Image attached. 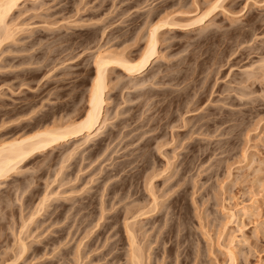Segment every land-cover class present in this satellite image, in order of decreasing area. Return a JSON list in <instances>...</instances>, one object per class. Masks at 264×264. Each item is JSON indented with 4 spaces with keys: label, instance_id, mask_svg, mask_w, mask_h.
Instances as JSON below:
<instances>
[{
    "label": "rangeland",
    "instance_id": "374dc122",
    "mask_svg": "<svg viewBox=\"0 0 264 264\" xmlns=\"http://www.w3.org/2000/svg\"><path fill=\"white\" fill-rule=\"evenodd\" d=\"M177 1L24 0L9 16V24L22 31L0 46V142L43 125L82 119L96 51L125 50L136 60L150 8L162 4L165 12H159L181 26L163 31L152 70L134 77L117 67L108 72L107 120L98 136L67 159L83 136L36 153L0 183V264L15 258L20 240L30 245V254L14 264H54L66 241L58 243V250L56 244L44 246L59 234V224L51 221L60 206L72 207L67 215L73 218L80 202L87 204L84 211L93 228L87 226L66 243L72 247L68 264L79 261L71 253L83 235L88 246L81 258L77 255L78 264H104L110 245L116 250L127 246L124 209L150 204L154 196L158 212L145 218L128 215L146 254L154 249L160 257L155 261L151 254L150 264H230L227 248L237 254L232 264H264V83L244 78L246 71L261 67L264 0ZM215 1L220 5L209 18L194 24ZM219 118L226 122L200 129L203 122ZM184 119L200 131L189 132ZM113 185L118 195L132 197L110 206ZM41 198L43 209L23 228ZM241 207L248 210L238 212ZM230 211L236 215L230 217ZM35 246L43 247L32 255ZM126 248L119 252L126 254ZM121 256L119 264H125Z\"/></svg>",
    "mask_w": 264,
    "mask_h": 264
},
{
    "label": "bare ground",
    "instance_id": "6f19581e",
    "mask_svg": "<svg viewBox=\"0 0 264 264\" xmlns=\"http://www.w3.org/2000/svg\"><path fill=\"white\" fill-rule=\"evenodd\" d=\"M23 1L24 0H0V46H2V43L4 41L9 40V39L11 40V38L13 39L14 34H15L14 32H16V30H18V32H19L20 29H21V31H22V28H20L19 26H18L19 28L17 26H15L16 24L14 22H12L14 24H9V22H11L12 20H8V18L14 12V10L18 7V5L20 4V2H23ZM177 2L179 3V0ZM215 2L212 3L213 5L211 4L209 6V8H207V11L206 12L204 11L203 14H201V16H199L198 18H196L197 20L195 19L196 21H194L193 23L195 24L197 22H201L203 20L205 21L206 19H208L209 16H210V14L213 13L216 8H218V5H220L217 2L216 3ZM117 8H118V6H117ZM128 8L129 7L125 8V10H127ZM162 9H164V7L161 4V5H157L155 9L154 8H150L146 12L147 14H146V16L143 19L145 21V23L147 24V28L145 27L146 28V32H145V34L143 36H141L142 34L140 35V37H142V39L144 41L142 39H140V40H142L144 42V44H143V47L140 50V54H139V56L137 57L136 60H131L130 58H128V56L126 55L127 53H124L125 50L124 51H122V50L121 51H117L116 49L115 50H112L113 48L112 49L109 48L110 50L109 49H107V50L106 49L105 50L98 49L96 51L95 55L94 56L92 55L93 56V65H94V75L91 78L92 81H91V84L89 86L88 99L86 100L87 108L85 110V113H84L82 119H80V120H78L76 122H71L70 121V123H68V121H67V123L64 122L65 124L58 125V126L57 125H55V126L54 125L53 126L52 125L51 126L50 125H48V126L47 125L46 126L43 125L44 128H41L39 126L40 129H38L37 131L36 130L33 131V133H30L29 135H26V136L23 135L24 137H19V138H16L15 137L14 139L12 137L11 140H8V141L5 140V141L0 142V183L1 184H2V181L6 180L10 175L16 173L17 171H20L21 165L24 163V161L27 160L28 158H31L33 155H36V153L45 152L47 150H50L52 147H54L56 145H59V144H63L65 142H68L69 140H71L73 138H76L78 136H83V142H81L80 144H76L77 146H75V147L73 146L74 148L73 149L71 148L72 150H69L70 152H68L69 155L66 153V155H67L66 156V159H67V157L70 158V156L73 154V152L76 151L81 145H83L84 143H87L88 141H90L91 139H93L94 137H96V136H98L100 134L99 132L104 127V125L106 123V120H107V119H105L106 117H105V114L104 113L106 112L105 109H106V104H107V100H106V97H107L106 95L107 94H106V91H107V88L109 87V86L107 87V85H108V83H107V77L109 76L108 75V72L110 73V71H112V69H115L117 67V68H121L122 69V72L126 76H133L134 77V76L142 75L148 69L149 70H152L154 68V62L156 61V58L158 57V54H159V51H158V43H159L160 37H162L161 35L163 34V31L166 30V29H170L172 27L179 26V25L181 26V23H179L178 21L176 23L173 20L174 17L171 18L170 15L167 14V12L164 13L165 10H162ZM135 10L138 11L137 8ZM142 10H145V8L142 9ZM160 10H162L164 12L163 13H160L159 12ZM139 11H141V10H139ZM142 13H143V11H142ZM127 14H129V12L126 13V15ZM124 15H123V17H124ZM156 16H158L157 21L156 20L153 21ZM120 19H121V17H120ZM120 19H119V21H120ZM145 23H143V25H142L143 27L145 26L144 25ZM101 29L103 30L104 27H101ZM141 29H142V27H141ZM102 30L100 32L102 34L105 33ZM139 30H140V28H139ZM104 31H105V29H104ZM136 32H137V30H136ZM101 33H100L99 37L102 38ZM135 35H137V33H135ZM103 36H104V34H103ZM125 36L126 35L119 36V38H124ZM134 37L136 38V36H134ZM134 37H133L134 42L135 41H138V39L135 40ZM131 42L133 44V41H131ZM160 42H161V40H160ZM263 57H264V55L262 56V58L259 61V64H260L259 67L260 66L261 67L258 69L259 70L258 73H259L260 76L257 73V71H258L257 70V67H256V71L253 69V72L254 73H252V74H251L250 71H248L249 74L246 71V73H245L246 75H244V76H246V77H244L246 79L245 82L248 83L249 77L250 78H253L254 77L255 79L257 78V81H260L261 80L264 83V65H263L264 59H263ZM261 60H262V62H261ZM261 64L263 65V67H262ZM250 66H251V64H250ZM252 67H253V64H252ZM156 76H157V74H156ZM152 78L154 79L155 77L154 76H152V77L150 76V79H152ZM134 81H135V78H134ZM240 82H241V80H240ZM143 83H144V81H143ZM242 83H243V80H242ZM260 83L261 82H259V84ZM139 85H140V83H139ZM242 94L243 93H241L240 96ZM245 94L247 95V93H245ZM210 121H212V123L211 122L209 123L208 121L203 122V124L201 125V128H200V126H199V128L202 129L203 128L202 127L203 125H207L206 128H208L209 127V124L210 125H213L214 128L215 127L217 128L218 126H220L221 124H224V122H226V120H223V119H220V118L217 119V120L216 119H211ZM61 123H63V122H61ZM182 123H183L184 126L185 125L188 126V131L191 132V133H195V132L200 131L199 128H196V129H193L194 127L192 128V126H193V121L192 120H186V119H184ZM195 124H194V126H195ZM218 124H220V125H218ZM181 126H182V124H181ZM216 130H218V129H215V131ZM222 132L223 133H227L228 132L227 131V128H224ZM205 133H207V132H205ZM142 137H143V135H142ZM171 137H173V136H171ZM222 146H219L218 149L220 147H222ZM105 148H106V146H105ZM206 149L209 150V149H214V148H212V147H206ZM62 160L59 161V162H62ZM64 162H65V160H64ZM59 164H61V163H59ZM58 173L59 172L57 171V174ZM151 177H149L150 178L149 181L153 179V177H152V179H151ZM106 181H108V180H106ZM26 182H27V180H26ZM151 189H152V187H151ZM103 190H104V188L102 187V191ZM118 190L119 189H117V187L115 185H113L111 187V189L109 191V194H108L109 196L111 195L110 198L108 197L109 198L108 200H110L109 202L111 203L110 206H113L115 203H120V201H122L124 199H127V198L132 197V195H125V196L124 195H121V193H120V195H118ZM151 196H153V194ZM152 198L153 199L151 200V203L149 202L150 204H148V203L146 204V202H145L146 205L145 204L144 205L141 204V206H138V207L136 206V208H134V209H128V208L127 209H124L125 210L124 213H125L126 216H125L124 224H122V225H123V229H124L123 232L125 231L124 232L125 233V236H126V240L125 241L127 242L126 243L127 246H123V249L125 247H127L126 248L127 250L125 249L126 250L125 251L126 254H124V252H119L120 250H123V249H121V247L118 250H116L115 247H113L112 245H110V247L108 249H106V251L104 252V254L102 253L103 254L102 258L105 257V260L107 258L106 263H104V264H119L120 261L123 259V256H121V254H123V255L126 256L125 264H150L151 254L152 255L154 254L153 255L154 256L153 257V260H155V261L156 260L157 261L160 260V257L158 258L156 256V254L153 253L154 252L153 251L154 249H152V251L149 254H146V252L144 251V250H146L145 249L146 248L145 247L146 245L145 246H143V244L141 245V240L142 239H140V237L137 236V234H139V232L134 229L135 222L134 223H129L128 222V215H130L129 218H132V217L135 218L137 216H143L145 218V217H147V214H148V217H149L150 216L149 215L150 213H152V212H158L159 207H161V206L158 207V205H160V204L157 202V198L155 196L152 197ZM43 199H44V197H43ZM43 199L42 198L40 199L42 201H41V203H39V207L37 206L38 209H36V212L31 213L28 216L27 219H25L23 217L24 218V221L22 220L23 221V223H22L23 225H21V226H23V228H24V224L25 223L26 224L30 223L32 221V219L34 218V216L35 215H38V213H39L38 211L41 210V209H43L42 206H43V203H45L43 201ZM45 199H47V198H45ZM99 203L101 204V206L103 205V203H105V199H102V196L99 199ZM135 204H137V202ZM86 205L87 204H83V203L80 202V204L78 203L77 206H75V207L73 206L74 207L73 208V215H72V216H74L73 218L67 215L69 213L67 211H70L72 207H70L67 210V206H60L62 208L53 217V219L51 221V223H53V224H51L52 226L54 224H56V225L59 224L60 227L57 230L59 232V234L57 236V232H56V236L57 237L56 238L54 237V238L50 239L49 242L48 241L47 242H44L43 243L44 246L45 245L47 246V244H49V246H50V244L55 246V244H56V246H55L56 248L55 249L58 250L57 247H58L59 244H62V243L64 244L65 241H66V243H70V241L73 240V237H75L74 235L76 233H78V231L85 230L87 226L90 227V228L91 227L93 228V226H89L90 225L89 224V219H87L88 218L87 213H85V211H84L86 209V207H87ZM139 205H140V203H139ZM3 207H5V205ZM99 210H101L100 211V214L101 213L103 214V211H102L103 209L101 208ZM246 210H248V209L247 208H244V207H241L240 210L238 209V212L240 211L242 213H245ZM34 211H35V208H34ZM102 214L100 215L101 218H102ZM234 215H236V212L230 211V217H233ZM98 217H99V215H98ZM1 218L3 219V216ZM49 218H50V216H49ZM20 220H21V217H20ZM50 220H51V218H50ZM74 221L76 223V227L74 228V230H72L73 225H75ZM97 221L99 222V220H97V218H96V221H95L96 223H95L94 227L97 226V224H98ZM61 222H62V224H61ZM20 228L21 227L19 226V229ZM105 228H106V226H105ZM111 228H112V226H111ZM22 232H24V229H23ZM79 234H80V232H79ZM18 235H17V237H18ZM83 236L81 237L82 239H83ZM86 236H87V234L85 235V237ZM142 236H143V233H142ZM82 239L80 241H78L79 242L78 244H76V246H75L76 247V250H73L72 253H71V254H75V252H76V254L80 258L82 256V255L80 256V254L83 252V250H85L86 246H88V244H86L87 242L84 243ZM60 242H62V243H60ZM66 243L64 244L65 247H62L64 245H62V246L59 247L60 248V251L58 250V252H56L57 254L59 253L58 256H56L54 254L56 256L55 257L56 260H55V263L54 264H68V263H70V261H72L70 259V257H68V255L71 252V248L72 247L66 246ZM17 244H18V242L16 243V246H17ZM230 245L231 246L233 245L232 242H230ZM29 246H30L29 244L27 245L23 240H20L19 241V246H18L19 249L16 251V254L14 255L15 258L11 259V262H9V264H14V262L20 260L21 257L29 255L30 254V252H29V250H30L29 248L30 247ZM42 247H40V246L39 247H36L35 246L33 248V250L31 251L32 255H33V253H37L38 251H40L42 249ZM44 250H46V249H44ZM53 250H54V247L51 250V253H52ZM226 250H227V255L229 256V259H230V261H229L230 264H232L231 263V260H233L232 262L234 263V260L236 259L235 256L237 255L236 254L234 256L235 250H233L231 248H227ZM44 253L43 254L40 253V254L45 255ZM163 253H164V251H163ZM46 254H48L47 251H46ZM87 254L88 253H86V255ZM35 255L37 256L38 254H35ZM77 255H75V258H76V260L78 258L79 261H80V258ZM36 258H39V257H36ZM43 259H44V257H43ZM6 260H7V258H6ZM78 262L77 263L75 262V263L78 264ZM96 262H97V260H96ZM103 262H101V263H103ZM175 263H176V260H175Z\"/></svg>",
    "mask_w": 264,
    "mask_h": 264
}]
</instances>
